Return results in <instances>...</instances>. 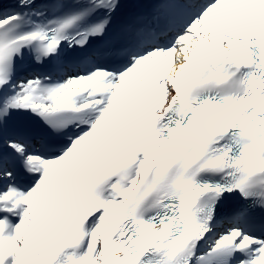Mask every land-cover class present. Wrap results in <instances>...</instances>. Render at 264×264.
I'll use <instances>...</instances> for the list:
<instances>
[{"label":"snow or ice","instance_id":"6c2138e0","mask_svg":"<svg viewBox=\"0 0 264 264\" xmlns=\"http://www.w3.org/2000/svg\"><path fill=\"white\" fill-rule=\"evenodd\" d=\"M0 264H264V0H0Z\"/></svg>","mask_w":264,"mask_h":264}]
</instances>
